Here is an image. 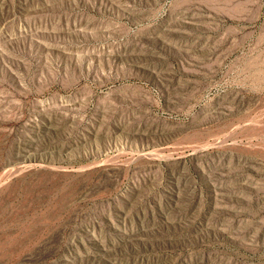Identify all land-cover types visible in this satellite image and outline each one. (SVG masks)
<instances>
[{"label":"rangeland","instance_id":"374dc122","mask_svg":"<svg viewBox=\"0 0 264 264\" xmlns=\"http://www.w3.org/2000/svg\"><path fill=\"white\" fill-rule=\"evenodd\" d=\"M0 264H264V0H0Z\"/></svg>","mask_w":264,"mask_h":264},{"label":"bare ground","instance_id":"6f19581e","mask_svg":"<svg viewBox=\"0 0 264 264\" xmlns=\"http://www.w3.org/2000/svg\"><path fill=\"white\" fill-rule=\"evenodd\" d=\"M56 168V167H55Z\"/></svg>","mask_w":264,"mask_h":264}]
</instances>
